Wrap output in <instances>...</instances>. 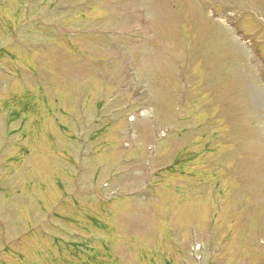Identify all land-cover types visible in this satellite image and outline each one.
Instances as JSON below:
<instances>
[{"label":"rangeland","instance_id":"374dc122","mask_svg":"<svg viewBox=\"0 0 264 264\" xmlns=\"http://www.w3.org/2000/svg\"><path fill=\"white\" fill-rule=\"evenodd\" d=\"M0 60V264H264V0H0Z\"/></svg>","mask_w":264,"mask_h":264}]
</instances>
